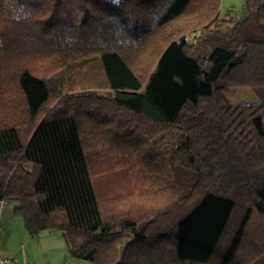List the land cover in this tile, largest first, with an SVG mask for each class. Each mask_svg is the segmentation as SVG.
<instances>
[{
    "label": "trees",
    "instance_id": "obj_1",
    "mask_svg": "<svg viewBox=\"0 0 264 264\" xmlns=\"http://www.w3.org/2000/svg\"><path fill=\"white\" fill-rule=\"evenodd\" d=\"M221 1L0 0V198L29 235L93 264H264V0L232 26ZM96 59L108 94L75 91Z\"/></svg>",
    "mask_w": 264,
    "mask_h": 264
},
{
    "label": "rangeland",
    "instance_id": "obj_2",
    "mask_svg": "<svg viewBox=\"0 0 264 264\" xmlns=\"http://www.w3.org/2000/svg\"><path fill=\"white\" fill-rule=\"evenodd\" d=\"M249 16V11L247 8L246 0H222L220 5V17L222 19H229L232 18L233 22L231 26L237 23H241L246 20V18ZM228 24H224L221 28V34L222 37L225 39H229L232 37V27ZM211 29H214V27H211ZM208 49V50H207ZM208 51V52H207ZM210 53V48H202L199 50V54L202 56H206ZM95 63V64H94ZM94 63H90L86 67H84V70H80L78 74L75 76L77 77L81 73H85L86 69L92 68L90 70V73L93 75V78L90 76L88 77L87 81H84L85 84L79 83L78 86H76L74 89L75 91H86V90H95L103 95L108 94V92L105 89H98L99 87H103L104 84H102V79L104 77L101 76L102 66L99 64L101 63L98 59L94 61ZM89 83V84H87ZM91 86V87H89ZM227 97L231 104L233 105H250V104H258L260 100L258 97L254 94V92L250 88H236L231 90ZM165 143L166 146H175L176 140L174 135L172 134H166L165 136ZM17 206L16 202L13 201H3L2 204H0V217L2 214H5L6 217H9V219L12 222H18L19 225H22L23 221L20 217L15 215V208ZM1 230V226H0ZM43 235H51L50 239H52V246L53 250L59 251L60 249H64V243L65 239L61 232H53L52 234H43ZM44 237V236H42ZM44 240V239H43ZM46 241V240H45ZM77 261V260H73ZM83 264H93L88 261L82 262Z\"/></svg>",
    "mask_w": 264,
    "mask_h": 264
},
{
    "label": "crops",
    "instance_id": "obj_3",
    "mask_svg": "<svg viewBox=\"0 0 264 264\" xmlns=\"http://www.w3.org/2000/svg\"><path fill=\"white\" fill-rule=\"evenodd\" d=\"M0 226V256L4 258L19 264H83L84 262L69 255L66 243L64 249L53 250L51 235H43L48 234L44 232L31 236L25 230L23 223L22 225L18 222L14 223L5 214L0 217ZM74 259L77 261H73Z\"/></svg>",
    "mask_w": 264,
    "mask_h": 264
},
{
    "label": "built area",
    "instance_id": "obj_4",
    "mask_svg": "<svg viewBox=\"0 0 264 264\" xmlns=\"http://www.w3.org/2000/svg\"><path fill=\"white\" fill-rule=\"evenodd\" d=\"M2 203H3V201L0 198V204H2ZM0 264H19V263H16L15 261H13L11 259L4 258V257L0 256ZM29 264H36V263H29Z\"/></svg>",
    "mask_w": 264,
    "mask_h": 264
}]
</instances>
